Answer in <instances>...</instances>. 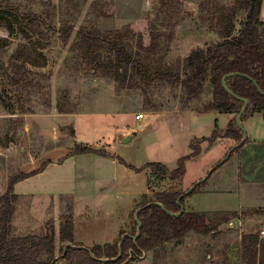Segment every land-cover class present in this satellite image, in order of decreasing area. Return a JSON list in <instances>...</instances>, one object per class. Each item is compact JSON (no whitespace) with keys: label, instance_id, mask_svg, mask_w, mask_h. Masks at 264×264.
<instances>
[{"label":"rangeland","instance_id":"1","mask_svg":"<svg viewBox=\"0 0 264 264\" xmlns=\"http://www.w3.org/2000/svg\"><path fill=\"white\" fill-rule=\"evenodd\" d=\"M6 1L20 10L36 12L51 20L56 23L57 30L60 23H66L73 27V31L66 45L62 44L56 31L43 39L44 47L37 50L44 56L45 64L27 65L29 71L25 77L29 84L25 86L9 82L8 65L18 49L27 50L29 41L15 32L0 29V197L6 193L10 177L23 170H31L35 162L38 167L43 158L53 157L64 148L74 150L79 142L76 138L86 139V129L82 126L85 120L97 122V129L104 130L107 135L113 137L116 134L115 139L119 142L127 136L120 123L134 128L139 138L132 135L126 155L134 164L156 162L171 171L176 168L178 159L190 152L189 135L197 138L209 136L215 124L224 129L233 116L216 112L200 114L194 110L211 97V88L207 84L198 97L187 101L180 87L167 83H153L142 89L127 85L121 87L108 77L93 76L86 60L71 46V42L79 27L90 25L103 30L129 26L141 34L144 47L151 44L153 32L157 35L156 44L149 52L143 53L153 63L177 71L192 50L220 40L215 32L208 29L211 21L207 16L215 8L232 6L235 0ZM259 18L264 22V0ZM241 21L242 17L238 16L233 34H238ZM136 112L145 114L140 120L141 126H137L134 116L129 115ZM178 112L200 114L192 115L196 122L192 130L179 134L173 132L187 122ZM67 114L81 115V124L75 126L77 135L71 134L72 125L61 126V117ZM100 114L102 117H98ZM242 124L249 141L222 163L220 160L237 143L232 138L219 137L212 145L201 143L200 154L185 162V172L180 179H173L157 167L152 168V172L151 168H145L151 172L150 196L162 191L185 192L214 168L207 179L198 184L195 192L185 198L184 204L192 211L240 213L250 208L264 209L263 115L256 112ZM69 199V196L62 195L57 199L19 196L15 203L14 233H40L45 229V222L52 219L57 234L58 217L69 204ZM79 210L77 207L76 212ZM132 218L129 213L120 229L131 232ZM56 234L54 253L59 258ZM248 234L264 239V213L240 215L221 225L215 233L199 235L189 232L180 244L174 240L161 243L133 261L122 264H244L241 243ZM55 264H62V261L58 259Z\"/></svg>","mask_w":264,"mask_h":264},{"label":"trees","instance_id":"2","mask_svg":"<svg viewBox=\"0 0 264 264\" xmlns=\"http://www.w3.org/2000/svg\"><path fill=\"white\" fill-rule=\"evenodd\" d=\"M261 4L262 0H235L230 7L215 8L207 16L211 21L208 29L215 32L220 40L192 50L184 58L181 69L177 71L153 63L154 61L143 53L149 52L156 44L157 35L153 32L151 44L144 47L141 34L135 33L129 26L104 30L92 25L78 28L71 46L86 60L93 76L108 77L121 87L127 85L142 89L149 88L153 83H167L180 87L187 101L198 97L207 84L211 88V97L194 110L200 114L207 112L233 114L224 129H219L215 124L209 136L193 138L189 143L190 152L180 157L176 168L171 171L156 162H148L136 168L117 157L121 163L135 171L151 168L152 172V168L157 167L163 173H169L173 179H180L185 172V162L200 154L201 143L207 142L212 145L219 137L240 141L242 132L236 125L235 115L240 111L243 102L228 94L221 84L222 77L230 72L241 73L226 78L228 88L238 97L247 100V108L241 120L256 112H261L264 118V95L258 90L264 91V22L259 18ZM238 16L242 17L241 26L238 34H233ZM55 24L36 12L23 11L15 4L0 0V29L15 32L19 37L29 41L27 50L18 49L8 65L9 82L12 85L29 84L25 77L29 71L27 65L45 64L44 56L37 50L44 47V38H49L56 31L63 45L69 43L73 27L60 23L57 30ZM59 111L63 112L62 109ZM70 132L73 135V130ZM248 141L249 138L244 144ZM73 152L108 154L104 149L81 143L75 144ZM49 162L42 161L38 169L28 173L18 172L10 177L6 193L0 197V264H51L56 259L54 253L56 231L52 219L45 222V229L40 233L18 235L13 230L15 203L19 197L13 191L14 184L38 173ZM151 172L149 171V174ZM197 186L198 184L189 194H183V191L156 192L152 197L142 194L131 211L133 217L135 209L140 208L138 212V219L141 222L140 234L134 237L137 224L133 217L131 232L120 229L118 237L112 243L93 245L89 250L82 243L74 241L73 205L69 197V204L59 215L58 259L62 264H122L125 261H133L144 251L151 250L161 243L174 240L180 244L189 232L199 235L215 233L221 225L240 215L256 216L264 213L263 208H250L240 213L238 211L205 213L184 209L179 216L169 214L178 213L180 211L178 197L183 194L180 202L184 205L185 198L194 193ZM154 202L161 203L163 208ZM148 203L150 204L147 205ZM66 243H72L76 247H67L61 256ZM241 258L244 264H264V239H259L256 234L245 236L241 243Z\"/></svg>","mask_w":264,"mask_h":264},{"label":"crops","instance_id":"3","mask_svg":"<svg viewBox=\"0 0 264 264\" xmlns=\"http://www.w3.org/2000/svg\"><path fill=\"white\" fill-rule=\"evenodd\" d=\"M137 113L139 112L129 115L135 118ZM142 114L144 117L145 114ZM177 114L182 115V119L187 121L180 125V127L182 126L181 129L179 127L173 131L177 134L192 130L193 125L196 124L192 115H200L189 112H178ZM91 115L97 116V114ZM102 115L100 114L98 117H102ZM80 117V114L62 116L61 126L72 125V130L77 135L75 126L81 124L79 123ZM141 119L135 120L140 123ZM82 126L86 129V139L76 138L78 143L97 146L104 149L108 154L74 153L73 149L64 148L62 152L53 157L46 156L43 158V161L48 160L50 162L38 173L16 182L13 191L19 196L33 195L39 199H50V197L57 199L61 195L69 196L73 205L74 241L90 248L93 245L112 243L118 237L120 227L124 225L129 213L131 214L135 208L140 196L142 194L151 195L152 188L147 169L135 171L125 166L117 158H122L127 164L136 168L148 163L134 164L133 160L126 155L127 144L132 140V135L135 139L139 138L134 128L120 123L124 135L130 138L126 142H119L118 139H115L116 134L112 137V135L105 134L104 130L97 129L99 124L95 121L90 120L88 123L85 120ZM174 133L173 135H177ZM193 138L197 137L189 135L188 147ZM253 143H256L255 140ZM39 166L37 167L35 162L34 168L22 172H31L38 169ZM77 207L80 208L78 213L76 212ZM184 207L185 210L192 211V208L186 203ZM57 210L58 207L56 206L55 212ZM58 225L59 221L56 224L57 228Z\"/></svg>","mask_w":264,"mask_h":264},{"label":"water","instance_id":"4","mask_svg":"<svg viewBox=\"0 0 264 264\" xmlns=\"http://www.w3.org/2000/svg\"><path fill=\"white\" fill-rule=\"evenodd\" d=\"M236 75H241V73L239 72H230V73H227L225 74L222 79H221V84H222V87L224 88V90L232 95L233 97L235 98H238L239 100H241L243 102V105L240 109V111L235 115V122H236V125L238 127V129L242 132V138L240 141H238L236 144H234L229 150L228 152L226 153V155L220 160L219 163H222L224 162L230 155L231 153L235 150V149H238L240 148L244 142L246 141L247 139V133L243 127V124H242V120H241V117L242 115L244 114L246 108H247V100L244 99V98H241V97H238L237 95H235L227 86L226 84V78L227 77H230V76H236ZM248 77V76H246ZM253 83L255 84V81H253ZM259 92L264 95V91H262L261 89H258ZM129 136H126L124 139H123V142H126L127 140H129ZM78 141V140H77ZM214 168H211L207 174L201 178L200 180H198L194 185L191 186V188H189L188 190H186L183 194H189L190 192H192L196 185L199 184L200 182H203L207 179V177L210 175V173L212 172ZM183 194H181L178 199H177V204L180 206V211L178 213H169L173 216H179L183 211H184V205L180 202V199L182 198ZM150 203H148L147 205H149ZM154 204L160 206L161 208H163V205L159 202H154ZM140 211V208H136L135 211H134V214H133V217H134V220L136 221V233L134 235V237H137L139 234H140V226H141V222L140 220L138 219V212ZM119 245H120V242H119ZM67 247H71V248H75L76 246L73 245L72 243H66L63 247V253L61 254V256L65 253V250ZM87 250H89L88 247H85ZM58 260V258L56 257V259L54 261L51 262V264H54L55 261Z\"/></svg>","mask_w":264,"mask_h":264},{"label":"built area","instance_id":"5","mask_svg":"<svg viewBox=\"0 0 264 264\" xmlns=\"http://www.w3.org/2000/svg\"><path fill=\"white\" fill-rule=\"evenodd\" d=\"M142 117H143V114H142L141 112H139V113H137V114L135 115V119H136V120H139V119H141ZM137 126H140V123H138Z\"/></svg>","mask_w":264,"mask_h":264}]
</instances>
